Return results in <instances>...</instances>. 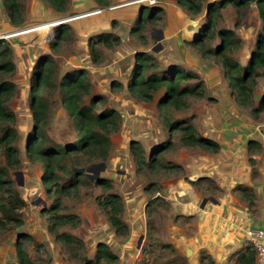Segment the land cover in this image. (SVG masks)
Listing matches in <instances>:
<instances>
[{"label": "rangeland", "instance_id": "374dc122", "mask_svg": "<svg viewBox=\"0 0 264 264\" xmlns=\"http://www.w3.org/2000/svg\"><path fill=\"white\" fill-rule=\"evenodd\" d=\"M30 1L26 0L27 6ZM138 1L136 0V2ZM202 1L203 12L201 14L192 15L185 12L186 14L182 15L181 13H175L173 9L172 16L175 25L171 24L172 22L168 23L164 14L162 22L156 26L147 27L143 34L144 38H141L140 34L131 35L127 25L123 28H119L117 25L112 33L121 37V44L114 49L101 47L100 53L103 62L99 65H95L91 61L88 52V40L90 37L102 33V29L94 27L91 30L92 32L81 35H77L72 31L71 39L55 52L50 50L49 42L55 40L58 27L63 25L66 20L61 25L57 22L63 19L55 20L54 23L56 24L45 30L19 37V46L17 47L19 54L14 56L17 70L12 77V80L17 84V95L9 102V106L17 115L14 127L19 136L14 145L19 150L21 166L16 170L10 169L9 173L27 205L22 210L24 220L22 227L1 231L0 245L6 244L15 249V244L20 235L30 236L31 239L24 240V249L36 264H82L81 258L94 259L99 243L108 244L112 251L118 255L119 261L117 264H194L192 255L187 257L170 244V247H163L162 245L167 240L182 239L180 238L183 234L182 230L178 232L171 231L173 223L182 226L183 228H181L189 235L194 234L196 231V216L176 219L173 204L178 206L176 210L182 213L187 212V205L176 198H173L174 202L169 200L174 197L175 193L173 194V192H176L177 187L175 185L177 181L191 185L189 183L192 179L191 175L198 172L197 159L195 160V166L187 165L186 172L167 173L159 167L153 170L145 168L138 171L130 151V144L133 141H139L147 157L153 151L166 146L169 141H173L175 149L167 157H164V161H171L175 164L183 163L182 165L185 166V160L187 162L189 153L197 155L198 151H188L186 147H183L180 133L170 135L165 125V117L168 116L176 120L207 116L206 113L209 112V109L205 106L208 103L215 104V100L213 102L208 99L211 92L206 88V98H190L188 109L167 110L159 105L164 90L156 93L153 101L144 102L134 97L125 86L134 80L136 75L134 74L135 58L142 52L151 54L156 58L150 68V73H166L167 68L172 65H180L181 68H184L180 60L177 59V50L166 49L161 41L164 30L169 32L168 29L170 28V31L179 32V29L182 30L183 27L187 31L184 35L188 39L183 41L184 46L188 51L199 56L198 49L189 46L187 42L195 39L206 27L205 13L208 4L219 0ZM141 4L144 5L143 2ZM73 16L71 15V17ZM238 18L239 16L234 7L230 6L224 9L218 21V29H232L242 40V47L234 53V56L245 64L254 48L256 36L263 28L255 5H251L242 11L239 18L240 24L236 26ZM177 20L180 22L178 26ZM50 22H41L38 25L26 27V29L43 26ZM80 22H83V20L71 23L76 25ZM71 23L68 22L69 25ZM24 27L18 30L25 29ZM0 35H7V33ZM218 43V39H213L207 43V47H215ZM27 44L41 49L37 51V54L36 51H33V57L29 50L27 52L24 49ZM44 54H51L58 69L53 87H49L43 94L49 107L44 133L51 142L70 144L77 138L74 124L62 102L63 92L60 88V79L74 71L85 70L87 72L86 82L90 85V92L84 97L85 103L90 104L92 98H98L97 105L94 108L97 113L112 110L118 115L116 128L111 129L109 134L110 149L108 158L105 161H88L84 157H79V162L68 161L67 163L69 169L83 174L81 177L83 182L79 191L73 190L70 194H66L62 198L63 205L61 209V214L77 216L79 223L76 225L68 223L59 227L61 232H67L78 237L84 243V247L74 246L76 249L75 255L68 245L56 241L55 235L49 230L48 216L43 215L42 211L45 207L51 205L53 199L49 198L44 185L42 165L40 162L31 161L27 156V145L35 127L30 108L32 71L36 60ZM206 61L209 67L216 68L217 62L214 58ZM207 65L204 68L205 71L209 70ZM215 80H217V77H215ZM113 84L116 86H113ZM254 92L257 98L264 96L263 77L257 79ZM252 107H258V100L254 102ZM243 113L245 117H255L247 109H244ZM258 117H264V112ZM1 162L3 165L6 164L4 157H1ZM77 163L78 165H75ZM60 177L62 185H69L67 173L61 172ZM101 179L109 181L112 185L110 191L121 195L123 198L124 212L122 217L129 226V237L119 238L115 235L108 222L107 215L97 202L99 197L105 196L109 191L97 185ZM152 183L158 185L159 192L155 193V196L145 191ZM215 184L210 179V181L198 183L195 187L200 191L201 197L205 199L210 195L219 196L223 192L220 188L216 189L218 186ZM190 193H192L194 200L199 199L192 189ZM157 196L160 199L148 209L147 204L153 197ZM201 202L203 203V200ZM179 205L181 208H179ZM191 207L194 208L193 205ZM197 208L198 205L194 209ZM142 236L143 240L140 243ZM204 264H208V260Z\"/></svg>", "mask_w": 264, "mask_h": 264}, {"label": "trees", "instance_id": "16d2710c", "mask_svg": "<svg viewBox=\"0 0 264 264\" xmlns=\"http://www.w3.org/2000/svg\"><path fill=\"white\" fill-rule=\"evenodd\" d=\"M4 11L7 14L11 25L21 28L26 24L27 5L26 0H2ZM48 4L53 10L60 14H68L71 9L72 0H40ZM101 8L111 5L110 0H95ZM155 5H143L136 17L134 25L130 30L131 35L143 34L148 26H156L164 20L165 10L162 7L163 0H156ZM176 4L187 13L199 15L203 12L202 0H175ZM255 5L261 20L263 30L259 31L254 48L250 53L248 61L244 64L237 60L234 53L242 47V40L232 29H218V21L222 16V11L230 6L234 7L239 18L243 10ZM236 26L240 24V19ZM206 27L195 39L187 44L194 49H198L199 56L204 60L214 58L217 65L223 67L225 78L228 81L231 96L237 104L250 111L255 116L256 121L261 119L260 114L264 112V96L257 98L254 88L259 77L264 78V0H219L211 2L206 7L205 13ZM113 28L117 27V22H112ZM73 28L69 24H63L57 29L55 40L49 42V48L55 52L62 45L71 39ZM213 39H218L219 43L215 47H207V43ZM121 37L112 32H102L92 36L88 40V52L91 61L95 65L103 62L100 48L114 49L121 44ZM14 51L10 43L0 40V232L9 228L18 229L22 227L24 220L22 210L27 203L22 198L14 181L10 178V169L16 170L21 166L20 153L14 145L19 133L14 127L17 121L16 113L10 108L9 102L17 95V84L12 80L17 67L14 60ZM156 58L146 52L139 53L135 58V78L125 88L136 98L144 102H151L156 93L164 90L159 105L163 109H188L190 98H206V85L200 75L181 68L180 65H172L167 68L166 73H150L152 64ZM58 74V69L54 64L51 54L41 55L35 62L32 71L31 87L32 100L30 108L35 123L34 130L27 145V156L31 161L40 162L44 169V185L47 189L52 203L42 211L48 216L49 230L55 235L56 241L68 245L75 255L74 246L84 247V243L78 237L67 232H61L59 227L64 224L79 223V218L75 215L61 214L62 198L70 194L73 190L79 191L82 184L83 174L73 171L67 167L68 161L79 162V157H84L88 161H105L109 155L111 129L116 128L117 113L112 110H104L97 113L94 108L98 98H92L90 104H86L84 97L90 92V85L86 82L87 72L78 70L60 79V88L63 92L62 102L67 109L74 124L77 138L70 144H56L49 140L44 133L47 123L49 107L44 100L43 94L53 87V82ZM194 81V83H192ZM113 86H116L113 84ZM214 102L212 97H208ZM258 100V107H252ZM176 119L165 117V125L170 135L180 133L183 147L200 149L208 153H218L220 145L212 139L198 132L193 120ZM252 151H261L258 142L251 141ZM175 149L173 141H169L166 146L153 151L146 157L145 150L139 141L130 144V151L138 171L145 168H161L167 173L185 172L184 167L171 161H164ZM1 157H4L6 164L3 165ZM253 171L255 161H252ZM75 165H78L75 164ZM67 173L69 185L60 183V173ZM188 180V179H187ZM203 181H210V178H200L197 181H189L193 186ZM97 185L109 190L105 196L99 197L97 202L103 212L108 217V222L117 237H129L130 229L123 220L124 203L121 195L111 192L112 185L109 181L101 179ZM216 185V184H215ZM217 186V185H216ZM216 189H219L217 187ZM241 192L248 207L255 206V194L253 189L240 186ZM145 191L153 196L159 192L157 183L150 184ZM160 197H153L147 204V208L155 203ZM31 239L26 234L20 235L15 244L18 264H36L24 249V240ZM163 247H170L163 244ZM82 264H117L119 257L106 243L97 245L94 259L81 258ZM208 260V264H214L213 259L205 252L201 253V264ZM256 252L248 245L241 256L239 264H255Z\"/></svg>", "mask_w": 264, "mask_h": 264}, {"label": "crops", "instance_id": "0c3cea01", "mask_svg": "<svg viewBox=\"0 0 264 264\" xmlns=\"http://www.w3.org/2000/svg\"><path fill=\"white\" fill-rule=\"evenodd\" d=\"M110 2L109 7L101 8L95 0H72L70 12L60 14L40 0H31L27 6L24 28L49 21H51L50 25H54L55 20L63 19L57 23L61 25L65 22L64 20H66L64 24L83 20L76 25L71 23L77 35L92 32L94 27L102 29V32L115 31L113 21L117 22L119 28L127 25L131 30L143 4L136 0H110ZM162 7L165 10L166 21L174 25L173 9L175 13L186 14V11L179 7L175 0H163ZM71 15L74 16L71 17ZM178 25H180L179 20H177ZM183 26L185 27L184 23ZM18 29L11 25L4 11L3 1L0 0V34H11ZM27 29L31 30V28ZM168 30L169 32L163 31V39H161L165 48L177 50V59L183 64L184 69L192 70L200 75L204 79L206 88L211 92L210 97L215 100V104H206L205 107L209 109L207 116L195 117L194 124L199 133L212 139L221 147L219 152L214 154L200 149L187 148L188 151H198V154L189 153L187 162L185 160L186 165L183 166V163L179 165L183 166L186 172L187 165L195 166L197 159L198 172L191 175L192 179L189 177L191 181L210 178L223 192L219 196L210 195L205 199L213 198L214 200H208L206 204H203L204 199L195 186L177 181L176 192H173L174 197H171L169 201L174 202L173 198H176L187 205V212L182 213L176 210L178 206L173 204L176 219L196 216V231L189 235L182 229V226L173 223L171 231L182 230L183 234L180 237L182 239H171L165 243L172 245L187 257L192 255L194 264H200L202 252L210 256L214 264H239L248 246V230L264 227V117H261L259 121L253 117H245L244 109L231 96L223 67L220 65H216L215 69L209 67L206 60L188 51L183 43L184 40H188L184 35L187 31L183 27L182 30L179 29V32L170 31V28ZM33 32L37 31H25L24 34L19 33L21 35L6 39L15 55L19 54L17 49L19 37ZM24 47L25 51L29 50L33 57L32 52L36 51L37 54V51L41 49L30 44ZM206 65L209 70L205 71ZM251 141L258 142L262 147L261 151H252ZM251 160L255 161L256 174L253 171ZM240 186L253 189L255 206L252 209L248 207L238 190ZM191 189L199 198L198 200H194L190 193ZM191 205L194 208L198 205V208L194 209ZM179 208H181L180 205ZM0 264H18L17 253L13 247L6 244L0 245Z\"/></svg>", "mask_w": 264, "mask_h": 264}, {"label": "built area", "instance_id": "2783aa9c", "mask_svg": "<svg viewBox=\"0 0 264 264\" xmlns=\"http://www.w3.org/2000/svg\"><path fill=\"white\" fill-rule=\"evenodd\" d=\"M140 3H144V5H155L157 3L156 0H139ZM138 1V2H139ZM99 12V11H97ZM40 27V26H38ZM37 28V27H35ZM33 29V28H31ZM29 29L17 30L14 33L7 35H0L1 39H9L12 36H15L19 33L28 31ZM248 236V245L256 252V262L255 264H264V227L262 228H251L247 232Z\"/></svg>", "mask_w": 264, "mask_h": 264}, {"label": "bare ground", "instance_id": "6f19581e", "mask_svg": "<svg viewBox=\"0 0 264 264\" xmlns=\"http://www.w3.org/2000/svg\"><path fill=\"white\" fill-rule=\"evenodd\" d=\"M74 19V18H73ZM77 19V18H76ZM52 25H50V24H45V25H43V26H40V27H37V28H33V29H31V30H28V32L29 31H40V30H45V29H47V28H49V27H51ZM27 32V31H26ZM21 34H24V32H22ZM21 34H19V35H21ZM18 35V34H17Z\"/></svg>", "mask_w": 264, "mask_h": 264}, {"label": "water", "instance_id": "95a60500", "mask_svg": "<svg viewBox=\"0 0 264 264\" xmlns=\"http://www.w3.org/2000/svg\"><path fill=\"white\" fill-rule=\"evenodd\" d=\"M208 200L213 201L214 199H213V198L204 199V203H203V204H206ZM142 240H143V236L141 237V239H140L139 242L141 243ZM140 243H139V244H140ZM139 246H140V245H139Z\"/></svg>", "mask_w": 264, "mask_h": 264}]
</instances>
